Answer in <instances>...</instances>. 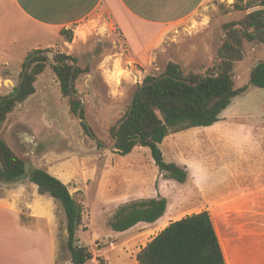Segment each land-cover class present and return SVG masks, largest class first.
I'll return each mask as SVG.
<instances>
[{
  "label": "rangeland",
  "instance_id": "obj_1",
  "mask_svg": "<svg viewBox=\"0 0 264 264\" xmlns=\"http://www.w3.org/2000/svg\"><path fill=\"white\" fill-rule=\"evenodd\" d=\"M253 1L259 3L208 0L189 19L167 27L160 48L137 58L128 53L108 16L91 15L85 23L90 31L86 40L70 48L58 36L47 35L50 41L41 50L49 51L50 64L52 56L60 53L74 57L78 67L89 70L74 81V88L84 111L83 122L93 138L84 134L82 120L70 113L48 65L34 82V94L0 125V139L25 164V175L19 180L5 182L0 175V263L3 257L15 255L12 249L3 250L9 241L22 240L26 252L38 249L33 237L15 228L20 226L42 231L53 241L54 264H71L64 212L48 195L37 194L36 186L27 180L31 169H43L59 179L82 205L76 238L93 256L86 264H98V258L105 264H133L138 250L169 223L202 211L212 220L226 261L241 249V241L249 235L258 237L264 217L260 224L249 208L261 201L256 194L244 196L264 185L263 89L249 87L235 97L215 124L169 134L162 141L159 149L164 161L187 169L182 184L158 171L148 148L135 147L120 156L109 132L125 115L143 79L158 76L168 62L196 73L216 64L224 25L259 9L241 11L234 5L243 7ZM160 41L161 37L156 39ZM243 51L242 59L234 64L235 88L247 85L251 68L264 60L263 46L245 45ZM21 58L18 50L0 51V95L18 86ZM146 198L167 201L160 220L138 224L122 234L111 231L109 221L118 206Z\"/></svg>",
  "mask_w": 264,
  "mask_h": 264
},
{
  "label": "trees",
  "instance_id": "obj_2",
  "mask_svg": "<svg viewBox=\"0 0 264 264\" xmlns=\"http://www.w3.org/2000/svg\"><path fill=\"white\" fill-rule=\"evenodd\" d=\"M245 14L237 23L224 25V34L216 50V64L196 73L168 62L158 76H147L133 95L125 115L110 129L114 150L120 156L135 147L148 148L158 171L179 184L186 181L187 169L175 162H165L159 145L169 135L208 127L219 121L220 113L249 87L264 90V60L249 72L248 84L235 88L234 64L243 57L245 45L264 47V0L238 6ZM233 6V7H234ZM234 7V8H235ZM235 25H237L235 27ZM65 42L72 41L70 30H61ZM47 50L29 52L22 63L20 81L12 93L0 95V125L14 108L34 94V82L49 65L56 76L60 94L67 100L71 114L78 116L84 134L93 133L83 122L84 111L76 95L74 81L88 68L81 69L74 57L54 54L49 63ZM26 69V70H25ZM79 115H76V114ZM0 175L14 182L25 175L24 162L0 139ZM27 180L36 186L37 194L48 195L64 212L67 249L71 264H86L93 256L77 244L76 232L81 225L83 207L70 194L67 185L43 169H31ZM164 198L133 200L117 207L109 221L111 231L122 234L138 224H154L166 211ZM98 245V249H100ZM98 264H105L100 258ZM136 264H226L214 225L207 211L191 214L169 223L135 255Z\"/></svg>",
  "mask_w": 264,
  "mask_h": 264
},
{
  "label": "crops",
  "instance_id": "obj_3",
  "mask_svg": "<svg viewBox=\"0 0 264 264\" xmlns=\"http://www.w3.org/2000/svg\"><path fill=\"white\" fill-rule=\"evenodd\" d=\"M206 1L0 0V51H20L22 58L19 63H23L29 52L42 49L45 43H49L47 35L50 34L58 36L63 46L73 47L86 40L90 31L85 23L91 15H95L108 16L122 35L128 53L137 58L160 48L167 27L189 19ZM61 30L72 32L70 43L63 41L59 35ZM159 37L161 41L158 44L156 39ZM2 66L6 68L7 62H3ZM253 194L261 203L249 210L253 211L251 214L257 215L261 224V217H264V185L245 193L244 197H254ZM258 227V237L249 235L247 240L241 241V249L231 255L230 261L225 259L226 264H264V225ZM15 228L24 236L33 237V245L38 246V249L26 252L22 248V240L9 241L10 246L4 245L3 250L12 249L15 255L3 257L0 264H54L55 247L49 237H44L42 231H29L20 226ZM37 237L39 241H36ZM133 264H136L135 258Z\"/></svg>",
  "mask_w": 264,
  "mask_h": 264
},
{
  "label": "water",
  "instance_id": "obj_4",
  "mask_svg": "<svg viewBox=\"0 0 264 264\" xmlns=\"http://www.w3.org/2000/svg\"><path fill=\"white\" fill-rule=\"evenodd\" d=\"M26 70V69H25ZM76 115H79L78 113Z\"/></svg>",
  "mask_w": 264,
  "mask_h": 264
}]
</instances>
